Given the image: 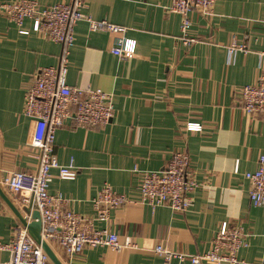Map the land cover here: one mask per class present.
I'll return each instance as SVG.
<instances>
[{"label": "crops", "instance_id": "crops-1", "mask_svg": "<svg viewBox=\"0 0 264 264\" xmlns=\"http://www.w3.org/2000/svg\"><path fill=\"white\" fill-rule=\"evenodd\" d=\"M84 1L85 14L126 28L125 36L136 42L135 56L113 55L110 35L89 31L85 21L75 25L66 83L109 93L114 113L100 128L66 119L56 130L54 154L59 164L75 166L77 175L66 180L52 170L48 191L62 196L66 209L92 219L96 229L115 233L121 242L130 238L132 246L86 247L66 256L54 244L58 259L62 264H162L153 251L156 246L201 254L227 222L241 227L248 243L237 258L264 263V206L251 205L244 177L264 156V113L248 116L240 107V88L264 78V0H215L210 15L193 11L190 35L197 42L191 46L180 41V17L167 9L171 0ZM232 37L245 43L247 51L229 60L226 46ZM60 50L59 44L32 31L31 20L18 27L0 13L1 243H8L22 225L16 212L30 221L26 208L35 211L2 180L11 171L38 167V150L30 143L33 122L22 113L24 97L40 68L57 65ZM189 122L201 129L186 131ZM179 149L187 151L189 173L197 183L188 209L179 213L141 202V172L162 169ZM104 185L129 203L103 222L96 220L92 201ZM8 259V252H0V264Z\"/></svg>", "mask_w": 264, "mask_h": 264}, {"label": "built area", "instance_id": "built-area-1", "mask_svg": "<svg viewBox=\"0 0 264 264\" xmlns=\"http://www.w3.org/2000/svg\"><path fill=\"white\" fill-rule=\"evenodd\" d=\"M215 0H171L167 8L170 13L180 17V41L191 46L197 39L190 35L191 13L198 12L208 16L212 13ZM84 0H71L40 6L38 0H15L0 3V13L9 18L18 27L25 19L32 21V31L42 38L60 45L58 63L54 67L40 68L34 82L24 97L22 113L33 122L31 146L38 150V167L34 172L11 171L2 184L11 192L22 194L25 203L38 213L41 223L42 240L51 247L57 244L66 256L81 253L86 247L106 246L112 250L132 246L130 238L121 242L119 237L105 228L96 229L92 219L65 208V199L49 193L52 170H57L61 179L72 180L77 168L71 163L59 164L53 143L55 132L71 119L76 126L100 128L113 118L112 96L100 89L70 87L66 83L68 56L74 44V27L79 21H85L91 32H103L112 37L110 52L121 58L135 56L136 42L125 36L126 28L106 20H95L85 14ZM27 34L26 30H19ZM229 60L237 52H246L245 43H238L232 37L226 46ZM264 56V52L261 53ZM240 107L245 115L264 113V78L259 76L252 83L240 88ZM184 129L196 132L201 129L198 123H186ZM238 163L235 165V172ZM249 182L248 197L252 206H264V156H259L257 167L244 174ZM197 183L189 173V155L185 150H176L166 165L156 171H142L139 184L141 202L155 208L168 206L172 211L183 213L190 206L191 193ZM129 203L128 198L104 185L93 199L96 220L106 221L110 212ZM248 243L243 229L223 222L208 250L201 254H188L171 251L161 245L154 253L162 258V264H264L252 263L237 258V252ZM9 253L5 264H50L47 255L35 243L27 229L16 226L8 243L0 242V252Z\"/></svg>", "mask_w": 264, "mask_h": 264}, {"label": "water", "instance_id": "water-1", "mask_svg": "<svg viewBox=\"0 0 264 264\" xmlns=\"http://www.w3.org/2000/svg\"><path fill=\"white\" fill-rule=\"evenodd\" d=\"M0 195L3 196L1 190H0ZM25 212L30 216V219H31L30 221L23 219L16 212L22 226H24L27 229L29 235L32 237L35 243L41 247V249L47 255L51 264H62L61 261L58 259L57 255L55 254L54 250L52 249V247L47 242L42 240L41 238V235H40L41 223L38 219V213L36 211L31 212L30 207L26 208Z\"/></svg>", "mask_w": 264, "mask_h": 264}, {"label": "rangeland", "instance_id": "rangeland-1", "mask_svg": "<svg viewBox=\"0 0 264 264\" xmlns=\"http://www.w3.org/2000/svg\"><path fill=\"white\" fill-rule=\"evenodd\" d=\"M52 249H53V246H52ZM58 254V253H57ZM51 264V263H50Z\"/></svg>", "mask_w": 264, "mask_h": 264}]
</instances>
